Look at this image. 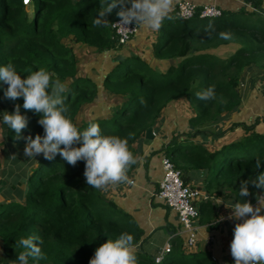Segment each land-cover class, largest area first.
I'll return each instance as SVG.
<instances>
[{
    "label": "trees",
    "instance_id": "obj_1",
    "mask_svg": "<svg viewBox=\"0 0 264 264\" xmlns=\"http://www.w3.org/2000/svg\"><path fill=\"white\" fill-rule=\"evenodd\" d=\"M247 2L251 11L242 8L237 13L222 12L218 19L181 20L171 15L173 18L165 19L157 31L153 46V57L166 62V70H155L140 56L132 54L123 62L113 63L100 85L78 73V59L64 41L80 44L96 56L117 51L120 46L110 25L119 20V8H113L106 15L110 24L94 25L100 0H38L31 14L22 0H0V66L12 63L22 78L29 74L26 70L41 68L51 73L53 80L59 78L68 87L66 116L80 130L95 122L102 134L127 139L128 148L137 160L134 144L174 101L187 100L194 111V117L189 120L192 126H212L220 121L223 113H232L238 107L239 77L245 68L264 59V38L258 36L263 32L264 19L252 21V14H264V0ZM209 25L214 31H206ZM223 31H230L231 39H221L218 34ZM232 42L240 48L224 61L206 54L189 56ZM210 86H214L216 98L197 99L196 94ZM6 89L7 85L0 81V121L3 112L12 113L17 106L27 118L21 139H16L15 132L3 124L4 139L13 152L24 149L23 137L43 136V128L38 124L40 116L23 108V98L5 97ZM102 97L109 105L105 112L97 111L103 104ZM89 105L94 108L88 111V117H80L78 123L77 118ZM241 126L245 136L237 142L213 153L192 146L198 153L170 159L185 185L184 171H205L204 190L209 196H223V190L234 203L248 201L255 205L258 202L264 194L262 190L249 184L247 197H240L239 190L242 181L254 180L264 172V135L254 132L253 125ZM9 158L8 155L4 162ZM257 159L262 163L258 169ZM21 166L19 160L16 168L22 170ZM135 166L130 167L127 175ZM5 167L0 157V175L6 172ZM83 172L84 161L72 166L57 154L51 160L37 157L36 166L26 174L22 172L19 181L12 179L18 201H0L3 264L17 259L21 249L15 247V242L21 236L35 235L42 241L39 246L46 259L39 264H89L97 247L117 239L121 233L131 234L136 246L140 243L142 231L132 217L119 210L100 190L88 186ZM197 209L200 224L214 218L216 206L211 199L201 202ZM171 245L170 254L160 263L135 251L137 264H220L207 252L194 254L195 262L183 258V241L179 238H173ZM29 264H33L31 258ZM227 264H234V260Z\"/></svg>",
    "mask_w": 264,
    "mask_h": 264
},
{
    "label": "clouds",
    "instance_id": "obj_2",
    "mask_svg": "<svg viewBox=\"0 0 264 264\" xmlns=\"http://www.w3.org/2000/svg\"><path fill=\"white\" fill-rule=\"evenodd\" d=\"M173 5L174 0H100L93 23L110 24L105 19L106 15L113 8H119L118 25L158 31L165 19L173 18L170 15ZM209 30L214 31L211 25L206 29ZM218 35L224 40L232 36L230 31ZM26 71L29 74L22 78L12 63L0 66V81L7 85L5 97L12 100L23 98V108L40 116L38 124L43 128V136L23 137L26 141L24 156L31 159L42 154L45 159L51 160L59 154L72 166L84 161L83 176L87 185L101 191L129 182L127 172L137 160L128 148L127 139L102 134L99 124L95 122L80 130L66 116L69 110L65 104L67 85L59 78L53 80L52 74L43 68ZM196 97L201 101L215 99L214 86L198 92ZM0 122L15 132L16 139L22 138L21 132L27 127V118L20 114L19 106L12 113L3 112ZM261 164V160L257 159L256 168H260ZM249 184L264 193V172L254 180L241 182L240 197L250 195ZM223 205L231 209L230 219L240 221L233 228V239L229 245L234 264H264V215L261 214L264 208L253 206L248 201ZM40 243L42 241L35 235L19 237L15 247L21 250L17 259L10 264H29L30 258L33 264H39L40 260L46 259ZM135 248L134 237L121 233L117 239L107 240L97 247L89 264H137Z\"/></svg>",
    "mask_w": 264,
    "mask_h": 264
},
{
    "label": "crops",
    "instance_id": "obj_3",
    "mask_svg": "<svg viewBox=\"0 0 264 264\" xmlns=\"http://www.w3.org/2000/svg\"><path fill=\"white\" fill-rule=\"evenodd\" d=\"M181 1L193 3L197 6L214 4L222 12L229 13H237L242 8H248L247 10L251 11L248 5L249 2L243 0H174L170 15H173L175 5ZM26 9L30 14L32 13L30 5L26 6ZM262 9L264 10V3L262 4ZM263 15L258 14L260 18L264 19ZM156 33L157 31L139 29L138 33L127 44L119 47L117 51L103 53L101 58H108L109 54L113 57L122 56L124 59L132 54L140 56L142 59L147 56L149 59L147 63L151 62L152 64L160 65L163 67L162 70H166L168 64L153 57V46L156 43L157 37ZM262 35L264 38L263 33ZM70 48H72L75 55L77 51H90L80 44H74ZM239 48V44L232 42L214 48H205L189 56L206 54L224 61ZM226 53L228 54L226 57L221 55ZM174 63L176 64L177 61H174ZM113 66L114 64H110L109 67L107 66L108 68L102 71V74L95 72L94 77L80 73L79 65L77 68L80 75L90 77L95 83L101 85L103 76ZM94 69L96 70L95 65ZM237 89L240 95V104L232 113H224L222 115L223 117H229L224 118L225 121L220 119L218 123L209 127L192 126L189 120L194 117V111L185 98H180L166 107L156 119L152 126L155 136L154 140L145 143L143 137L134 144L137 163L135 168L128 174L129 182L108 187L105 191L107 197H105L112 201L123 213L131 216L141 229L142 238L136 246L135 251H139L146 256L149 255L151 258L162 256L163 261L170 254H164L163 250L166 246H172L171 240L173 238L181 239L183 245L186 240L185 234L181 232L176 213L168 209L164 203L152 197L158 182L161 180L162 159L164 157L172 158L166 156V150L163 148L166 149V147L172 146V143L177 142L173 145L176 147H174L173 152H176L180 148L188 152L187 148L189 147L182 145L186 141L192 142V146H199L208 153H213L222 146L237 142L243 138L245 133L241 125H253L254 132L264 135V59L245 68L238 79ZM178 106L182 107L183 111H178ZM234 124L237 126L232 127ZM222 132L224 134H219ZM184 173L183 177L187 180V185L200 190L204 196L210 197L216 206V210L214 218L208 223L200 224L199 216L196 222L198 228L197 246L192 251H186L184 250V246H182L183 252L184 254L189 252L193 254L207 252L215 261L220 264H227L233 260L229 248L230 242L233 239V228L240 221L230 219L231 209L225 208L223 204L234 203V201L228 198L223 190L221 191L223 196L220 197H213L207 194L204 190L205 171L188 170L184 171ZM203 201L205 200L200 199L196 202L197 207ZM253 206L264 208V194L260 196L258 202ZM261 214L264 215V209H261ZM209 238L212 239V243L207 245L206 240Z\"/></svg>",
    "mask_w": 264,
    "mask_h": 264
},
{
    "label": "built area",
    "instance_id": "obj_4",
    "mask_svg": "<svg viewBox=\"0 0 264 264\" xmlns=\"http://www.w3.org/2000/svg\"><path fill=\"white\" fill-rule=\"evenodd\" d=\"M31 2L32 0H27V2L26 0H22L25 6H28ZM173 15L174 18L181 20H190L195 17L202 20L218 19L222 16V10L214 4L197 6L193 3L181 1L175 5ZM117 23H119V20L114 21L110 27L117 40L118 46L121 47L127 44L132 37L138 33L139 29L134 25H128V28H125ZM152 197L161 201L168 209L176 213L181 232L186 236L183 245L184 249L186 251L195 249L198 243V228L196 222L199 218L196 202L200 199H210V197L204 196L202 192L196 188L185 185L180 171L177 170L171 160L166 157L162 159L161 180L158 182ZM211 243V238L206 240L207 245ZM169 252L170 245L166 246L163 250L164 254H168ZM212 260L215 261L213 257ZM161 261L162 256L155 258L156 263H160Z\"/></svg>",
    "mask_w": 264,
    "mask_h": 264
},
{
    "label": "rangeland",
    "instance_id": "obj_5",
    "mask_svg": "<svg viewBox=\"0 0 264 264\" xmlns=\"http://www.w3.org/2000/svg\"><path fill=\"white\" fill-rule=\"evenodd\" d=\"M37 1L38 0H32L31 4H29V5L31 7H33ZM247 13H250V12H247ZM252 15L254 16L252 19L253 22L257 23V21L258 22L261 21L260 17L257 14H252ZM261 24H262V30H263L262 33H264V23H261ZM262 33L258 34L260 39H263ZM156 36H157V33H156ZM65 43L70 47H73V45H74L69 40H66ZM221 55L223 57H226L228 54L226 53L224 55L223 54H221ZM76 57H77L78 63H79L78 64L79 65V72L82 74H85V75H89V76L92 75V77H94L95 72H99L100 74H102V71L106 70L110 64H113L116 62L115 57L110 56V54H109L108 58H101V55L96 56V55H94L88 51H77ZM143 59L146 62L149 61L147 56L143 57ZM148 63H149V65L151 64L150 66H152L155 70H162V68H163L160 65L152 64L151 62H148ZM94 65L96 67V70L94 69ZM104 98H106V96H104ZM104 98L102 97L101 101H103V104L100 105V107L97 111H100V112L108 111L109 105L106 104L108 102L105 101ZM114 101H115V104L118 103L117 100H114ZM184 106H185V104H184ZM186 106H187V104H186ZM90 108L93 109L94 106L89 105L88 107L85 108V110H83L84 112L81 113V116H79L77 118L78 123H80V121H81L80 119L82 117H84V118L88 117V113H89L88 111H90ZM178 111H183V108L178 106ZM222 115H221V117H222L221 120H224V118H229V117H223ZM3 131H4V126H3V123L0 122V157H1V161L6 165V167H5L6 172L3 171L4 174L0 175V201L3 199H6V202H8L10 200L18 201V197L16 196L17 195L16 189L12 187V183H11L12 179L14 178L16 181H19L20 178L22 177L21 173L23 172V174H26V172H28L31 168L36 166V158L43 156V155L41 154V155H38V156L30 159V158H27L24 156V154H23L24 149L23 148H20V150H13V152H12V148L9 146L8 142H6V140L4 139L5 135H3ZM191 143L192 142H186V141L182 143L183 146L189 147L187 150L188 152H185L183 150V148H180L176 152H173V149L176 148L175 146L166 147V156L175 158L174 156H182V155H186L188 153H194V154L198 153V149L190 148V147H192ZM8 155L10 156V158L6 162H4L7 159ZM13 155H16L15 159L12 158ZM19 160L22 164L21 168H23L24 170L23 169L19 170L18 168H16V166H18V164H19ZM193 171H195V170H193ZM20 188L23 189L24 186L22 185V186H20ZM105 191H102V194L104 197L107 195L105 193ZM225 194L227 195V193H225ZM4 195H7L8 197L6 198ZM147 256L150 257L149 255H147ZM0 257L1 258L4 257L3 253H2V246H0ZM182 257L185 259H189L192 262H195L194 254L191 252H189L187 254H182ZM0 262H1V264H3L2 260H0ZM137 263H139L138 260H137Z\"/></svg>",
    "mask_w": 264,
    "mask_h": 264
},
{
    "label": "water",
    "instance_id": "obj_6",
    "mask_svg": "<svg viewBox=\"0 0 264 264\" xmlns=\"http://www.w3.org/2000/svg\"><path fill=\"white\" fill-rule=\"evenodd\" d=\"M243 1H248V0H243ZM115 60L117 62H123L124 58L122 56H116L115 57ZM154 134H153V128L150 127L148 128L146 131H145V134H144V141L145 143H148V142H152L154 140ZM177 142H174L172 143L171 145L173 146L174 144H176Z\"/></svg>",
    "mask_w": 264,
    "mask_h": 264
},
{
    "label": "snow or ice",
    "instance_id": "obj_7",
    "mask_svg": "<svg viewBox=\"0 0 264 264\" xmlns=\"http://www.w3.org/2000/svg\"><path fill=\"white\" fill-rule=\"evenodd\" d=\"M26 2H27V0H26Z\"/></svg>",
    "mask_w": 264,
    "mask_h": 264
}]
</instances>
